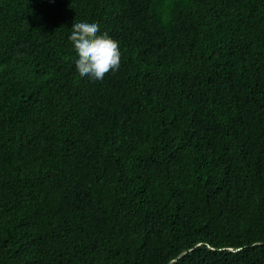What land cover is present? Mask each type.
Segmentation results:
<instances>
[{
    "label": "trees",
    "instance_id": "1",
    "mask_svg": "<svg viewBox=\"0 0 264 264\" xmlns=\"http://www.w3.org/2000/svg\"><path fill=\"white\" fill-rule=\"evenodd\" d=\"M80 22L119 43L102 80ZM181 251L264 264V0H0V264Z\"/></svg>",
    "mask_w": 264,
    "mask_h": 264
},
{
    "label": "clouds",
    "instance_id": "2",
    "mask_svg": "<svg viewBox=\"0 0 264 264\" xmlns=\"http://www.w3.org/2000/svg\"><path fill=\"white\" fill-rule=\"evenodd\" d=\"M71 29L69 39L76 54L75 68L81 77L102 80L110 71L119 69V43L106 32L100 34L98 23H73Z\"/></svg>",
    "mask_w": 264,
    "mask_h": 264
},
{
    "label": "water",
    "instance_id": "3",
    "mask_svg": "<svg viewBox=\"0 0 264 264\" xmlns=\"http://www.w3.org/2000/svg\"><path fill=\"white\" fill-rule=\"evenodd\" d=\"M199 244V243H198ZM231 251L237 250V249H233V248H228ZM186 251H181L176 257L169 259L166 264H172L173 262H175L177 260L178 257H180L182 254H184Z\"/></svg>",
    "mask_w": 264,
    "mask_h": 264
}]
</instances>
